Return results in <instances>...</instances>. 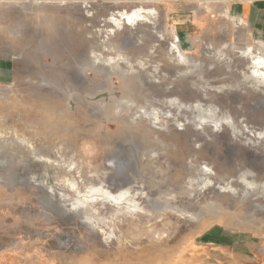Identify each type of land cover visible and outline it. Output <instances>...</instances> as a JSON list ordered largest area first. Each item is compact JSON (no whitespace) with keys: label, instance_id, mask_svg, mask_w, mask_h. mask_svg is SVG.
Listing matches in <instances>:
<instances>
[{"label":"rangeland","instance_id":"rangeland-1","mask_svg":"<svg viewBox=\"0 0 264 264\" xmlns=\"http://www.w3.org/2000/svg\"><path fill=\"white\" fill-rule=\"evenodd\" d=\"M239 1L0 0V264H264Z\"/></svg>","mask_w":264,"mask_h":264},{"label":"crops","instance_id":"crops-1","mask_svg":"<svg viewBox=\"0 0 264 264\" xmlns=\"http://www.w3.org/2000/svg\"><path fill=\"white\" fill-rule=\"evenodd\" d=\"M249 20L257 31L264 35V0H240L232 7V12ZM237 11V12H236ZM10 60L0 54V80H9L11 77Z\"/></svg>","mask_w":264,"mask_h":264},{"label":"bare ground","instance_id":"bare-ground-1","mask_svg":"<svg viewBox=\"0 0 264 264\" xmlns=\"http://www.w3.org/2000/svg\"><path fill=\"white\" fill-rule=\"evenodd\" d=\"M153 15L154 11L152 9L141 6L131 11H122L120 14H118L117 18L112 17L111 21L116 24H120L121 22L124 24H133L141 21L151 23L152 19L154 18ZM123 23L121 25H123ZM254 52L255 51L252 46H249L245 51V54L247 53L250 57H252V77L260 78L264 81V57L256 56L254 55Z\"/></svg>","mask_w":264,"mask_h":264}]
</instances>
